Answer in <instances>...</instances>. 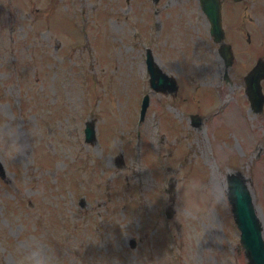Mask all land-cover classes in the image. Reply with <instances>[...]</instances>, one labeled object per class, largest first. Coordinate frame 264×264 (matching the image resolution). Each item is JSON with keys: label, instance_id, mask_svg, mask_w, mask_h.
<instances>
[{"label": "rangeland", "instance_id": "obj_1", "mask_svg": "<svg viewBox=\"0 0 264 264\" xmlns=\"http://www.w3.org/2000/svg\"><path fill=\"white\" fill-rule=\"evenodd\" d=\"M208 27L198 0H0V264H20L14 245L31 233L63 264H248L228 195L188 186L242 172L264 235V111L244 81L257 52L242 38L226 77ZM147 47L176 94L152 89ZM12 122L30 145L15 159Z\"/></svg>", "mask_w": 264, "mask_h": 264}, {"label": "water", "instance_id": "obj_2", "mask_svg": "<svg viewBox=\"0 0 264 264\" xmlns=\"http://www.w3.org/2000/svg\"><path fill=\"white\" fill-rule=\"evenodd\" d=\"M204 12L212 23V34L217 41L224 38L225 34L222 28L221 0H200ZM221 52L229 65L232 60L230 46L221 45ZM149 70L152 73V85L155 90L174 91L177 90L176 79L162 72L161 68L149 61ZM264 77V67L258 64L246 77L247 93L255 111H261L264 103V94L262 92L261 79ZM149 104V96L145 97L142 107V113ZM95 128L93 122H87L86 139L95 140ZM4 168L0 162V173L4 174ZM228 186L230 191L227 193L231 203L235 223L241 231V244L244 247L248 264H264V236L263 223L255 207L254 199L246 176L240 171H232L228 174ZM168 215L172 216V208H168ZM133 241V245H134Z\"/></svg>", "mask_w": 264, "mask_h": 264}, {"label": "clouds", "instance_id": "obj_3", "mask_svg": "<svg viewBox=\"0 0 264 264\" xmlns=\"http://www.w3.org/2000/svg\"><path fill=\"white\" fill-rule=\"evenodd\" d=\"M7 122V120H6ZM30 136L36 135L35 129H25ZM3 150L10 158L15 159L22 155L30 147L25 143L18 123L9 124L4 133ZM188 186L197 195L203 197L211 191L210 202L222 203L230 187L225 185L224 175L216 169L208 181L193 178ZM15 258L20 264H63V257L51 246L50 238L44 234L31 233L18 241L13 248Z\"/></svg>", "mask_w": 264, "mask_h": 264}, {"label": "flooded vegetation", "instance_id": "obj_4", "mask_svg": "<svg viewBox=\"0 0 264 264\" xmlns=\"http://www.w3.org/2000/svg\"><path fill=\"white\" fill-rule=\"evenodd\" d=\"M230 2H232L233 4H230V7H232L233 9L228 11L227 7H225V2H228V0H223V4H222V20H223V26L225 28V34H226V41L227 43H229V45H231L232 51H233V64L232 66L235 64L236 62V57L240 52L239 49H243V44L244 42L242 41L245 36V38L247 39V44L250 45L249 51L250 53L257 52V58L255 59V64H253L250 69L247 71V73L257 64V62H260L259 64H261L264 67V24L262 23V25L258 28H256L254 26V22H253V18L257 17L256 13H260L262 17H264V2H262L261 6H258L257 8H259V10H251L250 6L252 5L253 7H255V4L253 2L255 1H259V0H229ZM225 3V4H224ZM240 4H244V8H242V5ZM227 10V11H226ZM229 12L230 14L233 13V17L231 18V15L229 16ZM242 15H244L243 17V21L241 22L240 20H242ZM241 18V19H240ZM249 21V22H248ZM208 25L210 24L209 21L207 20ZM242 23V24H241ZM241 25H243L246 29V31L241 32ZM245 33V34H244ZM208 34H209V46L213 45L214 46V50L216 51V56L219 57L220 52H219V47L220 44L215 40L214 36L211 35V31H210V25L208 27ZM249 53V54H250ZM224 64L226 65V63L224 62ZM231 66V67H232ZM225 76L228 77V70L225 69ZM246 73V74H247ZM245 74V75H246Z\"/></svg>", "mask_w": 264, "mask_h": 264}, {"label": "bare ground", "instance_id": "obj_5", "mask_svg": "<svg viewBox=\"0 0 264 264\" xmlns=\"http://www.w3.org/2000/svg\"><path fill=\"white\" fill-rule=\"evenodd\" d=\"M264 236V235H263Z\"/></svg>", "mask_w": 264, "mask_h": 264}]
</instances>
